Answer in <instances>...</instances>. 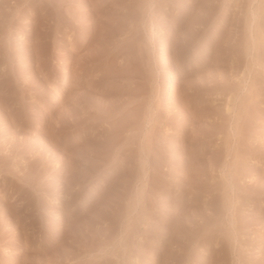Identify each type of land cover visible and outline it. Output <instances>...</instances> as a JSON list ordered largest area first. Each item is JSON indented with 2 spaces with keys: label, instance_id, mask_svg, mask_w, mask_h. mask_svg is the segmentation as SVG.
I'll return each instance as SVG.
<instances>
[{
  "label": "rangeland",
  "instance_id": "374dc122",
  "mask_svg": "<svg viewBox=\"0 0 264 264\" xmlns=\"http://www.w3.org/2000/svg\"><path fill=\"white\" fill-rule=\"evenodd\" d=\"M0 264H264V0H0Z\"/></svg>",
  "mask_w": 264,
  "mask_h": 264
},
{
  "label": "bare ground",
  "instance_id": "6f19581e",
  "mask_svg": "<svg viewBox=\"0 0 264 264\" xmlns=\"http://www.w3.org/2000/svg\"><path fill=\"white\" fill-rule=\"evenodd\" d=\"M66 78H67V73L65 72V73H64V79H66Z\"/></svg>",
  "mask_w": 264,
  "mask_h": 264
}]
</instances>
